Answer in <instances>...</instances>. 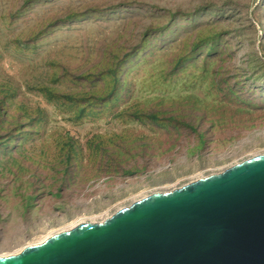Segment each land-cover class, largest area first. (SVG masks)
I'll list each match as a JSON object with an SVG mask.
<instances>
[{"label":"rangeland","instance_id":"obj_1","mask_svg":"<svg viewBox=\"0 0 264 264\" xmlns=\"http://www.w3.org/2000/svg\"><path fill=\"white\" fill-rule=\"evenodd\" d=\"M264 153V0H0V255Z\"/></svg>","mask_w":264,"mask_h":264},{"label":"water","instance_id":"obj_2","mask_svg":"<svg viewBox=\"0 0 264 264\" xmlns=\"http://www.w3.org/2000/svg\"><path fill=\"white\" fill-rule=\"evenodd\" d=\"M0 264H264V153L0 255Z\"/></svg>","mask_w":264,"mask_h":264}]
</instances>
